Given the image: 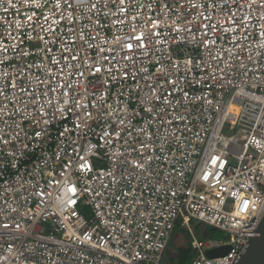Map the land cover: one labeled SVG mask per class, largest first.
Segmentation results:
<instances>
[{"label":"built area","instance_id":"2783aa9c","mask_svg":"<svg viewBox=\"0 0 264 264\" xmlns=\"http://www.w3.org/2000/svg\"><path fill=\"white\" fill-rule=\"evenodd\" d=\"M263 215L264 0H0V264H169L177 222L231 264Z\"/></svg>","mask_w":264,"mask_h":264},{"label":"water","instance_id":"95a60500","mask_svg":"<svg viewBox=\"0 0 264 264\" xmlns=\"http://www.w3.org/2000/svg\"><path fill=\"white\" fill-rule=\"evenodd\" d=\"M242 237H248L245 246L231 264H264V215L256 229L252 232H242ZM230 246L220 247L207 252V257L216 258L226 255Z\"/></svg>","mask_w":264,"mask_h":264},{"label":"rangeland","instance_id":"374dc122","mask_svg":"<svg viewBox=\"0 0 264 264\" xmlns=\"http://www.w3.org/2000/svg\"><path fill=\"white\" fill-rule=\"evenodd\" d=\"M232 120H233V118H232V116H230V122ZM84 215H85L86 218H89L87 212H85ZM198 225H196L194 222L191 223L192 229L194 230V233H195L196 237H198L199 239H202L201 231H204V233L206 235L205 237L206 238H210V234H209V229L208 228H212V227H206L203 224H200L199 226ZM219 238H222L221 234H220ZM189 243H190V235H189L187 229L182 227L180 222H177L176 227H175V229H174V231H173V233L171 235V238H170V240L168 242V246H167V250H166V256L169 257V258L171 256H175L179 246L182 247V248H184V247L186 248V247H189ZM194 255L195 254L193 253V258H194ZM193 258H192V260H193Z\"/></svg>","mask_w":264,"mask_h":264},{"label":"trees","instance_id":"16d2710c","mask_svg":"<svg viewBox=\"0 0 264 264\" xmlns=\"http://www.w3.org/2000/svg\"><path fill=\"white\" fill-rule=\"evenodd\" d=\"M210 238L219 239L220 234L213 228H208ZM178 256L170 260V264H191L193 253L189 247L180 248L177 251Z\"/></svg>","mask_w":264,"mask_h":264},{"label":"crops","instance_id":"0c3cea01","mask_svg":"<svg viewBox=\"0 0 264 264\" xmlns=\"http://www.w3.org/2000/svg\"><path fill=\"white\" fill-rule=\"evenodd\" d=\"M180 248H182V247H180L179 246V248L178 249H180ZM185 248V247H184ZM178 249H177V251H178ZM178 256V254H177V252H176V255L175 256H171L170 258L169 257H167L168 258V260H169V264H170V260L171 259H174V258H176Z\"/></svg>","mask_w":264,"mask_h":264}]
</instances>
